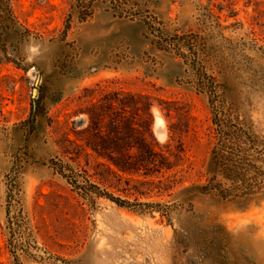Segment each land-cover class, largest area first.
<instances>
[{"label":"rangeland","instance_id":"374dc122","mask_svg":"<svg viewBox=\"0 0 264 264\" xmlns=\"http://www.w3.org/2000/svg\"><path fill=\"white\" fill-rule=\"evenodd\" d=\"M7 4L0 264H264V0Z\"/></svg>","mask_w":264,"mask_h":264},{"label":"trees","instance_id":"16d2710c","mask_svg":"<svg viewBox=\"0 0 264 264\" xmlns=\"http://www.w3.org/2000/svg\"><path fill=\"white\" fill-rule=\"evenodd\" d=\"M6 6L7 7L5 11L7 12V15L0 13V26L5 22L10 21L14 23L13 27H16L17 22L15 21L12 10L10 9L8 4ZM236 150H238V148L228 147L226 143H222L220 144V147L217 146L215 148V150L213 151V157L211 159V164L209 169V171L214 174L212 180H215L219 174H224L229 179H240L244 177L245 174L242 173L244 167L241 162V158H237L238 156ZM156 154H158L156 151L153 150L150 151L151 156H156ZM230 163H232L231 168L228 167ZM76 189L85 190L84 187L81 186H77ZM251 194L252 192L250 190L243 193V196H249ZM117 201L124 206H131L129 205L130 203L127 201H120L119 199H117ZM140 205L143 204L141 203Z\"/></svg>","mask_w":264,"mask_h":264}]
</instances>
